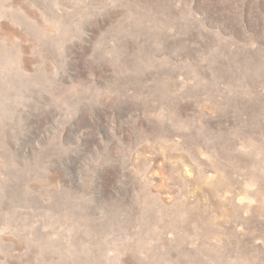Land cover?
<instances>
[{
    "label": "rangeland",
    "instance_id": "1",
    "mask_svg": "<svg viewBox=\"0 0 264 264\" xmlns=\"http://www.w3.org/2000/svg\"><path fill=\"white\" fill-rule=\"evenodd\" d=\"M0 264H264V0H0Z\"/></svg>",
    "mask_w": 264,
    "mask_h": 264
},
{
    "label": "bare ground",
    "instance_id": "2",
    "mask_svg": "<svg viewBox=\"0 0 264 264\" xmlns=\"http://www.w3.org/2000/svg\"><path fill=\"white\" fill-rule=\"evenodd\" d=\"M183 222V221H182Z\"/></svg>",
    "mask_w": 264,
    "mask_h": 264
}]
</instances>
